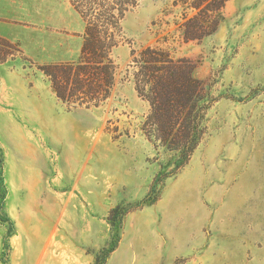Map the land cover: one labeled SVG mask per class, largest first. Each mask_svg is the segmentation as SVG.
<instances>
[{"label":"rangeland","instance_id":"rangeland-1","mask_svg":"<svg viewBox=\"0 0 264 264\" xmlns=\"http://www.w3.org/2000/svg\"><path fill=\"white\" fill-rule=\"evenodd\" d=\"M16 1L35 63L17 57L0 76V264H94L117 239L106 264H264V0H228L218 31L190 41L174 23L182 5L140 0L97 108L60 101L36 66L79 58L84 22L69 0ZM158 44L192 64L180 84L214 102L191 159L151 192L173 153L141 130L150 104L129 63L132 48ZM41 110L73 133L44 131L31 120Z\"/></svg>","mask_w":264,"mask_h":264},{"label":"trees","instance_id":"trees-1","mask_svg":"<svg viewBox=\"0 0 264 264\" xmlns=\"http://www.w3.org/2000/svg\"><path fill=\"white\" fill-rule=\"evenodd\" d=\"M227 1L174 0L173 7L182 5L181 16L174 23L183 40H202L215 34L224 21L223 10ZM69 2L85 23L79 58L36 66L48 78L60 101L73 107L97 108L106 104L113 95L120 70L114 51L129 41L124 36L122 21L140 0ZM130 55L129 69L132 68L135 89L138 96L150 104L141 130L155 148L173 153L172 159L162 166L155 179L151 188L153 192L158 179L177 174L191 159L206 135V117L214 100L208 98L202 84L197 88L180 84L185 68L192 64L184 57H176L169 47L145 45L140 49L132 48ZM17 57L30 61L32 65L35 63L24 53L19 42L0 36V63ZM2 163L0 158V167ZM4 199L3 192L0 209ZM112 242L110 248L100 251L94 264H106L118 239Z\"/></svg>","mask_w":264,"mask_h":264},{"label":"crops","instance_id":"crops-1","mask_svg":"<svg viewBox=\"0 0 264 264\" xmlns=\"http://www.w3.org/2000/svg\"><path fill=\"white\" fill-rule=\"evenodd\" d=\"M73 7V6H72ZM81 17V16H80ZM30 21H32V15L30 14ZM23 19L19 14V7L16 0H0V36L7 38L12 42H21L26 50L28 47L25 43V36L20 30ZM84 22V21H83ZM62 29H67L66 22H61ZM85 29V23H84ZM84 32V30H83ZM83 42V38H82ZM82 46V45H81ZM81 52V50H80ZM25 53V52H24ZM9 62L0 63V76L4 79V75H12V68Z\"/></svg>","mask_w":264,"mask_h":264},{"label":"bare ground","instance_id":"bare-ground-1","mask_svg":"<svg viewBox=\"0 0 264 264\" xmlns=\"http://www.w3.org/2000/svg\"><path fill=\"white\" fill-rule=\"evenodd\" d=\"M44 131H57L61 133H73V125L66 117H57L52 110H41L31 117Z\"/></svg>","mask_w":264,"mask_h":264}]
</instances>
